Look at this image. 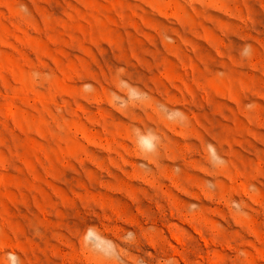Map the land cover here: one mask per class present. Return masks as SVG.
Here are the masks:
<instances>
[{"label": "rangeland", "instance_id": "374dc122", "mask_svg": "<svg viewBox=\"0 0 264 264\" xmlns=\"http://www.w3.org/2000/svg\"><path fill=\"white\" fill-rule=\"evenodd\" d=\"M0 264H264V0H0Z\"/></svg>", "mask_w": 264, "mask_h": 264}, {"label": "bare ground", "instance_id": "6f19581e", "mask_svg": "<svg viewBox=\"0 0 264 264\" xmlns=\"http://www.w3.org/2000/svg\"><path fill=\"white\" fill-rule=\"evenodd\" d=\"M172 99V98H171ZM177 100V99H176ZM176 102V101H175ZM179 102V101H178ZM181 102V101H180ZM177 103V102H176ZM179 104V103H178ZM157 115V114H156ZM159 122V121H158ZM162 123V122H161ZM162 125V124H161ZM259 126V125H258ZM133 149V148H132ZM159 152V151H158ZM153 153H155V152H153ZM136 154V153H135ZM156 154V153H155ZM202 154V153H201ZM149 155V154H148ZM129 156V155H128ZM135 156V155H134ZM155 157H153L154 159H152V160H154L155 161V158H156V155H154ZM150 158H152V157H150ZM158 158V157H157ZM148 159V158H147ZM182 159V158H181ZM156 162V161H155ZM153 163V162H152ZM156 165V164H155ZM152 167V166H151ZM190 169V168H189ZM188 169V170H189ZM168 173V172H167ZM167 176V175H166ZM149 178V177H148ZM169 178V177H168ZM151 180V179H150ZM144 184V183H143ZM162 184V183H161ZM192 187V186H191ZM155 191V190H154ZM159 196V195H158ZM153 198V197H152ZM156 199V198H155ZM165 199V198H164ZM161 200V199H160ZM147 201V200H146ZM155 201V200H154ZM165 203V202H164ZM151 204V203H150ZM156 205V204H155ZM154 205V206H155ZM156 207V206H155ZM162 208V207H161ZM171 214H173V213H171ZM159 215V214H158ZM174 219V218H173ZM180 219V218H179Z\"/></svg>", "mask_w": 264, "mask_h": 264}]
</instances>
